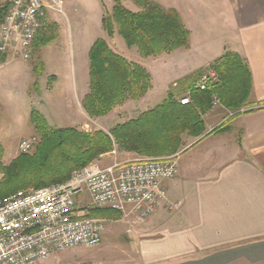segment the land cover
Returning <instances> with one entry per match:
<instances>
[{"label":"crops","instance_id":"crops-1","mask_svg":"<svg viewBox=\"0 0 264 264\" xmlns=\"http://www.w3.org/2000/svg\"><path fill=\"white\" fill-rule=\"evenodd\" d=\"M156 2L166 9L176 10L189 30L190 47L179 50L185 53L193 48L190 26L195 16L201 14L198 16L201 17L208 12L204 19L211 16L220 20L226 30L225 37L229 38L225 39L229 41L227 46L224 43L214 49L210 46L201 53L205 56L216 53L215 59L225 51L239 54L250 71L251 92L244 112L228 119L226 112H205L201 115L205 132L197 138L182 137L184 145L173 155L177 157V175L162 183L169 202L179 207L173 213L160 207L145 223L132 227L137 260L139 264H264V0H190L184 3L185 9L174 0ZM203 7L207 9L202 10ZM119 55L142 65L148 72L154 68L155 61L167 57L146 58L149 63L144 65L142 61L145 60L141 61L139 55V60H132L123 53ZM215 59L213 57L203 66L202 63L184 66L181 75L199 71ZM19 62L26 65V62ZM12 63L3 64L0 71ZM22 70L28 73L26 91L17 99L13 97L17 89L12 86L16 84L12 68L0 73V103L4 98L9 104L25 103L30 121V113L35 110L40 95L36 97L35 88H31L37 85L33 74L30 76L34 73L31 67ZM6 81L10 85H5ZM174 90L176 100L188 91L186 86L179 85ZM87 91L81 89L70 121L73 127L80 126L81 130L87 127L84 117L90 119L81 106ZM168 91V88L155 91L151 76V88L144 98L129 101L106 117L91 121L99 130L108 133L116 125L161 104ZM41 110L38 112L46 119L47 110ZM29 124L28 130H23L13 142L0 134L5 165L19 154V142L35 135L31 122ZM219 126L224 131L212 132ZM206 139L202 148L187 154ZM184 155L187 156L183 158ZM137 157V153L115 148L102 155L98 163L106 167Z\"/></svg>","mask_w":264,"mask_h":264},{"label":"trees","instance_id":"trees-1","mask_svg":"<svg viewBox=\"0 0 264 264\" xmlns=\"http://www.w3.org/2000/svg\"><path fill=\"white\" fill-rule=\"evenodd\" d=\"M110 12L102 15L101 26L108 38L120 36L127 48H136L143 58L159 57L190 47V32L179 13L165 9L153 0H132L140 11L132 12L121 0H112ZM9 2L0 6V23ZM48 23L36 42L47 45L54 31ZM48 31L54 35L46 37ZM88 92L81 106L90 119L106 117L116 107L144 98L151 87L149 73L140 65L115 53L103 39H97L88 52ZM219 76V82L201 92L193 84L190 104L182 106L171 88L161 104L135 119L116 125L108 133L85 132L76 128H52L37 111L30 113L37 143L28 153H19L8 165L2 163L0 146V199L17 191L40 189L66 183L73 172L97 161L116 147L144 157L161 158L178 153L185 135L200 137L205 132L201 115L211 109V97L232 116L240 114L251 92V76L247 62L237 53L225 51L207 65ZM36 71V70H35ZM178 86V84H177ZM184 96V95H183ZM182 96V97H183ZM220 126L212 132H222ZM86 217L115 218L121 215L107 208H90Z\"/></svg>","mask_w":264,"mask_h":264},{"label":"built area","instance_id":"built-area-1","mask_svg":"<svg viewBox=\"0 0 264 264\" xmlns=\"http://www.w3.org/2000/svg\"><path fill=\"white\" fill-rule=\"evenodd\" d=\"M48 11L62 13L58 0L9 1L0 23V68L31 59L35 38L48 24ZM218 82L216 72L206 68L195 88L204 92ZM179 103L189 105V95ZM219 104L212 96L211 108ZM37 141L35 136L22 139L18 152H30ZM175 157H137L106 167L93 162L73 172L64 184L17 191L0 199V264H38L54 253L99 246L104 223L79 216L75 198L81 194L92 208L116 211L134 225L145 223L160 207L174 212L179 204L169 202L162 183L177 175Z\"/></svg>","mask_w":264,"mask_h":264},{"label":"rangeland","instance_id":"rangeland-1","mask_svg":"<svg viewBox=\"0 0 264 264\" xmlns=\"http://www.w3.org/2000/svg\"><path fill=\"white\" fill-rule=\"evenodd\" d=\"M9 1L0 0V6ZM153 1L156 2V0ZM174 1L182 5L181 9H185L187 5L184 3H188L190 0ZM58 2L61 5L62 13L47 12L48 23L55 34L51 32L52 30L48 31L46 37L54 35L49 44L42 45L41 42L37 41L33 46L31 59L25 61L26 65L15 61L11 65L5 66L0 73L4 74L12 68L16 80V84L12 86L17 89L13 97L17 99L18 95L25 93L27 85L28 73L23 71L22 68L30 66L31 72H34L30 73V76L33 74L37 84L35 86L32 85L31 88H35L36 97L40 95L35 102V111L38 112L45 108L47 111L45 113L46 119H44L52 128L71 127L81 130L80 126L79 128L73 127L70 121L76 110V101L80 97L81 89L88 90V52L93 42L97 39H103L115 53H123L132 60H139L137 55L140 56V54L136 48H127L120 36L114 35L112 38H108L103 31L101 18L104 13L111 11L112 0H58ZM121 2L124 7L132 12L140 11V8L132 0H121ZM205 9L204 7L202 8V10ZM197 11H199V8H197ZM207 13L201 17H198L201 14L197 18L195 16V19L192 20L190 29L192 31L191 43L193 48L191 51L185 53L177 50L171 56L170 54H162L167 57H164V60L155 61L154 68H150L149 72L142 65L128 60L143 67L149 73L150 79L152 76V84L155 91L166 88L170 90L171 88H176L177 84L180 87H189L193 84L195 87L198 76L206 70L207 66L187 76L181 75L182 72L180 70L184 66L188 67L199 63H202L203 66L211 61L213 57L215 59V55H217L212 53L209 56H205L204 52L201 53V50L204 51L205 48L207 49L210 46L213 49L218 48L222 43L227 46L226 43L229 41L225 39L228 40L229 38L225 37L226 30L222 27L221 21L217 20V18L213 19L211 16L204 19L203 17L207 16ZM43 33L44 31L38 37L40 38ZM140 58L141 61L146 59ZM142 62L144 65L149 63L147 60ZM5 83V85H10L7 81ZM184 95H189V91L184 93ZM4 100L6 99L4 98L0 103V134L8 136L9 141L13 142L23 130H28L30 121L27 116L28 112L25 103L17 101V105H15L6 103ZM20 105L21 109L19 110L18 106ZM211 110L216 113L226 112L227 116L230 114L220 104L207 112ZM218 116L221 115L219 114ZM86 118L84 117L87 127L81 131L91 132L99 130L98 125L91 121L92 119L88 120ZM71 124L72 126H70ZM33 136L36 137V135ZM207 141L208 139L187 154L202 148ZM186 156L184 155L183 158ZM139 157L143 156L139 155ZM175 158L177 159V157ZM98 160L94 162L98 163ZM2 163L4 164L3 158ZM75 200L79 216L87 215L88 209L92 208L88 197L85 194H81L76 196ZM89 218L100 220L104 223L102 242L99 246L94 248L79 246L54 253L47 260L38 264H139V260H137L135 255V242L133 241L132 232V227L135 225L131 221L123 220L122 216L118 220L115 218Z\"/></svg>","mask_w":264,"mask_h":264}]
</instances>
